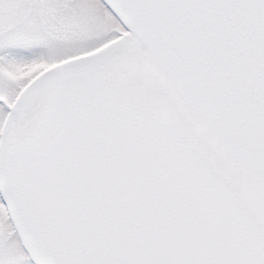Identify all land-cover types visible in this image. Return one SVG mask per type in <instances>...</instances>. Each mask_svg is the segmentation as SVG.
<instances>
[{
	"label": "snow or ice",
	"instance_id": "6c2138e0",
	"mask_svg": "<svg viewBox=\"0 0 264 264\" xmlns=\"http://www.w3.org/2000/svg\"><path fill=\"white\" fill-rule=\"evenodd\" d=\"M0 264H264V0H0Z\"/></svg>",
	"mask_w": 264,
	"mask_h": 264
}]
</instances>
